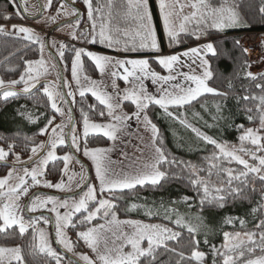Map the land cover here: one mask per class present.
Masks as SVG:
<instances>
[{"label": "snow or ice", "instance_id": "snow-or-ice-1", "mask_svg": "<svg viewBox=\"0 0 264 264\" xmlns=\"http://www.w3.org/2000/svg\"><path fill=\"white\" fill-rule=\"evenodd\" d=\"M52 2L53 0H47V4L41 5V8L45 10L50 8ZM176 2L178 3V0ZM10 3L17 16L21 19L28 18V8L24 6V3L18 4L17 0H10ZM58 3L56 16L48 19L50 23L55 24L60 16L65 18L75 16V20L65 25L74 29L70 33L72 40L85 39L90 44L104 45L113 51L136 52L148 50L155 53L160 52L149 0H121L123 11L117 13V15L125 22L130 21L135 26L131 30L113 26L114 0H107V3H104V0H96L95 7L93 0H83L87 7L88 20L91 23L90 29L80 33L79 36L77 31L80 28L81 14L75 7L77 0H72L71 4L68 3V0H58ZM185 7H190L193 11L183 15L182 22L177 27L173 23L175 5L170 3L169 0H159L162 27L169 39V46L181 42L179 39L181 33L187 32L186 26L193 21L196 25L203 26L192 33L197 40L201 39L202 36L209 35V29L223 32L229 28L248 26L247 22L242 19L235 7L229 4L228 0H223V3L219 5H213L210 0H189L187 4H179L181 13H183ZM259 11L264 13V7H261ZM12 18V14H0V19L11 20ZM0 34L19 35L25 41L39 45L41 53L39 60L25 61L26 68L18 80L13 79L6 82L0 78V99L7 102L10 98L18 99L22 95L32 97L35 95L34 89L37 92L42 89L50 102L53 113H58L62 118L68 116L67 123L62 121V123L55 124V126L53 124L56 116L52 115L48 118L39 131L40 135H48L47 144L44 142L35 143L34 138L30 136L22 137L23 149L31 152L28 161H22L21 156L15 151L17 147L15 142L8 143L7 150L0 147V162L7 161L10 155L14 157V163L10 165L11 170L7 172L5 177L0 178V234L12 235L9 230L17 229L21 237L26 234L30 236V242L23 247H0V264H42V258L44 257H50L55 260V264H61L64 257L52 247L49 233L40 228L39 223L43 222L45 225L54 223L55 242L62 245L67 252L74 253V245L65 230L76 227L74 217L77 214H83L82 219L79 221L81 224L84 222L91 224L93 220L97 219L104 221V223L89 227L86 231L78 232V237L96 254V260L81 255L79 259L85 261V264H164L160 260V256L165 253L176 256L177 264H184L185 261L187 264H193V262L195 264H206L207 254L199 250L201 242L209 247L212 256L211 264H264V155H257V151L264 152V136L260 135V131L264 129V82L255 84V87L261 92L260 95L250 94L249 90L245 89L243 94L236 97L238 104L241 100L258 102L256 111L259 113L260 129L244 128V125H239L238 127L243 130L239 136L240 147L229 148L226 142H218L188 123L186 118H182L183 114L177 115L169 110L170 108L183 109L186 105H191L193 101L198 100L205 94L227 100L228 91H222L209 85L214 73L207 57L209 55L217 58L222 55L226 59L231 57L226 52L218 53L216 44L211 40L179 54L156 56L155 61L167 69L168 75H160L152 70L149 60L146 58L120 59L73 46L74 56L71 61V75L77 85L79 96L83 99L86 94L90 93L99 102V105H103V109L99 110L97 114L100 117L107 114L108 117L112 118V122L108 124L91 122L88 114L81 108L83 116L81 137L77 134L75 124L72 121L71 108L69 107L66 113L61 106L62 104L75 103V93L71 90V85L66 80L63 81V86L69 89L66 94H61L51 83H45L39 88L37 87L40 79L47 75L49 71L42 55L46 47L45 40L31 28L20 25H12L11 30L0 27ZM121 35L128 37V39L122 40ZM235 43L238 45L239 41L237 40ZM50 44L51 47H56L57 41L52 39ZM66 48H68V45L64 43H60L57 48L61 61H63ZM241 52L244 56L249 55L246 48H241ZM85 57L94 63L102 76L107 73L113 78L112 92L99 87L96 81H90L87 76H84L83 79L88 81V84H81V72L84 67L83 58ZM182 57L190 60L192 64L199 60L200 73L188 74L181 72L179 76L183 78L182 82L170 83L178 79L177 75H173L176 66L191 68V64H186ZM243 66L250 68L251 64L245 59ZM57 76L61 78L60 73H57ZM245 78L251 81H264V75L258 77L251 71L245 72ZM117 79H122L129 87L120 90L115 82ZM147 80L158 85V95L149 92L145 84ZM17 85H22L21 91L16 90ZM165 85H168V87H165ZM228 88H233L231 81H229ZM69 97H71V101L68 100ZM126 101L131 102L135 107L131 114L118 112L122 109L123 102ZM152 105L158 106L168 117L178 121L185 128L191 129L198 138L207 144L213 145L218 150L211 157L206 158L209 160L206 177L199 175V172L204 171V169L199 168L197 165L191 162L177 161L175 157L169 158L163 147L160 130L147 115L146 110ZM216 107L217 112L222 111L221 105L218 104ZM88 108L93 112L96 111L95 105L90 104ZM252 111V107L245 108L246 113H252ZM19 114L29 123H35L39 119V117L34 118L32 113L26 110L21 111ZM220 118L223 119L222 116ZM132 119L142 121L145 128L151 132L152 162L145 163L139 170L118 174L110 167L112 162L107 155L110 149L99 147L89 149L87 138L90 134H102L110 141L115 142L119 138L117 133L122 131L127 126V121ZM247 119L252 121L253 116L248 115ZM69 125H71V128L67 133L68 139L66 140L64 129ZM81 138L85 142L83 154L94 164L98 187L84 173L83 164H81L79 174L74 173L73 176L69 177L68 184L63 179L55 184L47 180L42 181L40 178L46 174L49 163L58 159L64 162V168L62 169L64 175L68 174V164L74 159V156L72 154L57 156L55 150L58 146H67L79 152L81 150ZM0 139L4 138L0 137ZM245 142L255 146L256 151L244 147ZM41 152L45 154L41 156ZM241 153L248 156L252 161H258V164L249 163V160L244 159ZM124 155L127 154L124 153ZM34 157L36 159H33ZM222 160H227L228 163L235 162L241 165L242 169L237 172L232 168H221L220 162ZM161 165L168 167L183 166L182 171L187 169L191 187L196 193V207L199 211L194 217L195 223L192 219H187L184 215L176 212L174 208H164V218L174 224L177 229H184L188 233V239L183 242L180 241L181 232L166 225L137 220L120 221L114 211L117 207L116 204L112 199L105 196L107 194V196L116 197L117 194H124L125 190L131 192L137 186L141 188L145 185L160 186L161 181L168 178L167 171L162 170ZM213 169H217L216 175L219 183H212ZM220 172H224L227 178L220 177ZM76 175L80 176L76 188L84 189L78 193V198L74 196L61 200L51 195L34 194L30 198L29 204L23 209L21 208V199L27 197L33 187L40 186L58 191H73L69 185ZM172 178H178V175L173 174ZM256 179L261 182L259 190L254 184ZM13 180L16 182L12 183ZM257 191H259V200L257 206L253 207L252 212L261 213V217L259 222L255 224L256 230L243 233L239 231L223 232L224 243L220 247L210 243L208 239L210 234L209 225L205 223L202 215L205 209H223L229 203L237 200L251 202L250 193H256ZM182 199L189 207L193 206L189 203L193 199L192 197L184 196ZM90 205H92L91 208ZM138 207L145 208V214L148 217L160 214L158 210L154 211L145 205L135 203L130 206V210H135ZM61 209L65 211L62 213ZM25 211L29 213H43L45 211L53 213L55 220L50 221L49 217L45 215L29 216L28 219H25ZM237 220L240 227L243 228L246 223L245 220L239 217H225V223L229 225L234 226V221ZM123 226H127L131 231L125 232ZM29 229L32 230L31 233ZM242 235L246 239H242ZM201 236L203 237L202 241L198 238ZM170 241L183 243L184 247L190 248V253L186 255L184 251H178L176 248L171 247L169 245ZM257 252H259V255H256ZM68 264H74V262L69 260Z\"/></svg>", "mask_w": 264, "mask_h": 264}, {"label": "trees", "instance_id": "trees-1", "mask_svg": "<svg viewBox=\"0 0 264 264\" xmlns=\"http://www.w3.org/2000/svg\"><path fill=\"white\" fill-rule=\"evenodd\" d=\"M211 2L223 3V0H210ZM153 9L154 2L150 0ZM229 4L235 7V10L239 12L240 16L244 21L247 22L248 26L237 27L228 29L223 32H214L210 35V40L217 46L218 53H227L231 58L226 59L222 55L212 57L209 55V59L212 70L214 73L213 79L209 81V85L218 88L222 91H228L229 96L225 101L221 97L213 95L201 96L198 100L194 101L191 105H186L183 109L170 108V111L175 112L177 115L183 114L182 118H186L188 123L199 129L205 135L216 139L218 142H226L227 145L238 148L240 147L239 136L242 134V129L239 125H244V128H256L259 124V113L256 111L257 101L249 100L247 102L241 100L237 103L236 97L243 94L244 90H249L250 94L260 95L261 92L255 87L257 82L264 81H251L245 78V72L247 68L243 66V61L247 59L246 56L241 52L240 40L241 35L248 32H259L264 31V13H261L259 9L264 7V0H228ZM0 14H12L11 20L0 19V27L9 23H22L24 21L15 14V11L10 3V0H0ZM158 24V23H157ZM159 28V25H157ZM160 32V29H159ZM181 37V36H180ZM185 37V36H184ZM239 41L237 45L235 41ZM197 44L195 38H191V42L184 46H179L174 51L186 49L190 46ZM74 45L68 44V49L64 51L65 55L62 66H67V72L71 69V61L74 53L72 51ZM100 50V49H98ZM40 56L39 45L32 44L29 41H25L22 37L15 35H2L0 34V78L6 82L19 79L23 70L26 68L25 61H35ZM153 56V55H152ZM84 60V70L86 74L91 77H98L99 72L95 67L94 63L87 59ZM151 66L162 69L153 57L149 59ZM256 75V74H255ZM264 75V72L257 74L256 76ZM231 81L233 88L229 89L228 84ZM49 83V82H45ZM44 85V84H43ZM22 85H17L16 89L21 91ZM35 95L32 97L22 95L18 99L10 98L9 101L5 102L0 99V147L7 150L8 143L15 142L17 147L15 151L22 157H27L30 151L23 149V136H30L34 138L35 143H40L48 140L44 135H40L39 131L44 126L49 117L53 115V111L50 107V102L44 95L42 89L37 92L34 91ZM95 105L96 111L93 112L88 108V105ZM222 106V111L217 112V105ZM127 105V106H126ZM23 106V107H22ZM73 111L75 114V127L78 130L82 129L83 116L81 114V108L88 114L89 120L92 122H109L110 117L105 114L104 117H100L97 112L103 109V105H99V102L95 100L91 95H86L83 99L79 96L75 98V103L72 104ZM126 110L131 112L134 107L126 102ZM252 107V113H246L245 108ZM28 111L32 113L33 117H39L35 123H29L19 113L21 111ZM106 112V110H105ZM198 114V115H196ZM147 115L151 119L158 129L160 130V137L163 140V147L169 158L175 157L177 161L191 162L197 165L199 168L204 169L200 171L201 177L207 176V170L209 168V160L206 159L211 157L214 152H218L213 145L207 144L198 138L195 133L189 128H185L178 121L168 117L162 109L157 106H150L147 109ZM253 116V120L249 121L247 116ZM223 117L221 119L220 117ZM216 117V119H214ZM19 134V135H18ZM111 141L100 135H89L87 138L88 148H106L110 146ZM82 144L85 146L84 140ZM245 145L251 147L248 142ZM70 152L69 147L62 146L58 148L60 155ZM259 155H264V152H260ZM11 155L5 162L11 163ZM248 158V156H247ZM252 161V160H250ZM253 162V161H252ZM64 162L62 160H56L48 165L45 179L53 183L60 180L63 175ZM10 166H2V170ZM183 166H171L161 165V169L167 171L168 178L165 181H161L160 186L145 185L143 188L137 186L136 189L129 192L125 190L124 194H117L116 197H110L105 194L109 199H112L116 204V215L118 219H131L143 222H157L168 227L173 228L176 231L181 232L180 241H186L188 239V233L184 229H177L176 226L170 223L169 220L164 218V208H174L176 212L184 215L187 219H192L193 223L196 221L194 217L198 214V208L196 207V193L191 187L189 172L187 169L181 170ZM221 168H232L235 171L242 169L241 165L235 162L228 163L227 160L220 162ZM213 176L211 177L212 183H219V179L216 175L217 169H213ZM173 174H177L178 178H172ZM220 177L226 179V174L220 172ZM236 182L234 181V184ZM257 190L261 188V182L256 179L254 181ZM34 193V192H33ZM189 196L193 199L189 201L192 207H189L187 203L183 202V197ZM252 197L251 202L248 200H237L233 203H229L223 209H205L203 217L205 223L209 225V236L210 243L220 247L224 243L223 232H246L253 231L255 224L259 222L261 213H253V207L257 206L259 200V191L256 193H250ZM135 204L145 205L147 208H151L154 211H159L158 216L148 217L145 214V208L138 207L135 210H130V206ZM163 206V207H162ZM92 206H90L91 208ZM83 214H78L74 217V223H77L82 219ZM239 217L246 221L243 228L240 227L239 221H234V226L225 223V217ZM102 220H93L91 224L87 222L83 225L76 224L75 228L69 229V237L77 247H85L87 244L82 239H78V232L89 228L92 225L101 223ZM12 235L0 234V246L15 247L25 246L30 242V236L25 235L21 237L18 234L17 229L9 230ZM31 233V231H29ZM203 240V237H198ZM171 247L176 248L178 251L182 250L185 254L190 253V248L184 247L183 243L169 242ZM200 251L207 254L206 264H211L212 256L208 245L203 244L199 247ZM259 255V252L256 253ZM29 259L30 258H27ZM160 260L164 264H177V257L171 253H165L160 256ZM42 264H55V260L50 257L42 258ZM184 264H187L185 261ZM195 264V262H193Z\"/></svg>", "mask_w": 264, "mask_h": 264}, {"label": "rangeland", "instance_id": "rangeland-1", "mask_svg": "<svg viewBox=\"0 0 264 264\" xmlns=\"http://www.w3.org/2000/svg\"><path fill=\"white\" fill-rule=\"evenodd\" d=\"M19 1H20V3H24V6L28 8V15H34L35 16V15L42 13L43 14L42 17L39 20H36L33 22L22 21L23 25L17 24V23H12V24H9L7 26L2 25L1 27H6L9 30H11L12 25H20V26L29 27L36 34L40 35L42 39H44L45 33L47 31H49L50 27L56 25L57 23L61 22L64 19H68V18H65L63 16H60L57 18V22L55 24L50 23L48 18L52 17V16H56V12L55 13L51 12L50 8H48L46 10L41 8V5L47 4V0H39L40 4H39L38 0H19ZM68 2L71 3L72 0H68ZM153 2H154L155 11L152 10L151 6H150V8H151L152 15H153V22H154L155 29H156L158 43L160 45V52L159 53L151 52L148 50H140V51H136V52L113 51L112 49H109L104 45L95 44V46H97V48L100 49V51H102V52L97 53V54H107V55H110V56H113L116 58H120V59H144V57H139L138 55L149 56V57L155 58L156 56H167V55H172V54H179V53L186 51L189 48L198 47V46L208 42L210 40V35L213 34L214 32H218L215 29H209L208 30L209 35L202 36L201 39L197 40L192 33H193V31L198 30L199 27H197L198 25H196L195 21H193L186 26L188 31L185 33H181V35H180L181 37H179L181 42L179 44H172L171 46H169V39L166 36V34L164 33L163 27H162V18H161L160 13H159V0H153ZM169 2L173 3L175 5V15L173 16V23H174V25H176L178 27L179 24L182 22V16L189 14L193 10L190 7H185L183 13L180 12L179 4H187V3H189V0H178V3L176 2V0H169ZM104 3H107V0H104ZM114 3H115V7L113 8L114 19L112 21L113 26L114 27L119 26L121 29H125V28H127L129 30L133 29L135 26L130 21L125 22L123 19L120 18L119 15H117V13H122V11H123L121 8V0H114ZM93 4L95 7L96 2ZM149 4H150V0H149ZM219 4H220L219 1H217V3H215V5H219ZM90 23L91 22L88 20L87 7H86V19L84 21L83 27L86 26L87 28L82 27V29H81V26H80L79 30L77 31V35L79 36L80 33L89 30L90 29ZM156 24L159 25V28ZM159 29H160V32H159ZM73 30H74L73 28L66 27L65 25L60 27L56 31L55 35L51 38V40L55 39L57 41V46L51 47V44L49 43V46H48L49 49L47 47H45L43 54H42L43 59L45 60L49 71H48L47 75L43 76L40 79L39 84L43 83V82H49V83L53 84L54 87H56V89L61 94H63L61 91V87H60L61 78H58V76H57V73H60V70H59V67H58L55 59L50 55V52H53L56 55V57L58 58L59 62L61 63V60H60L58 52H57V48L59 47V44L64 43V44L68 45V43H71V42L76 43V41H78L79 42L78 44H80L81 43L80 41H83V39H81V40H72L71 39L70 33L73 32ZM15 36H19V35H15ZM19 37H21V36H19ZM120 38L122 40L128 39V37H123L122 35ZM191 38H195L197 40V44L190 46L189 48H186V49L174 51L179 46H184V45L189 44L191 42ZM137 43H138V38H137ZM81 44H83V43H81ZM72 45H74V44H72ZM84 46L88 47V44H84ZM66 50H69V49L66 48L64 51H66ZM149 57L148 58L146 57V59L149 60ZM40 58H41V53H40V56L37 60H39ZM37 60H35V61H37ZM182 60H185L186 64H191V68H189L187 66H176V68L174 69L173 75H177L178 79H177V81H172L170 83L182 82L183 78L179 76V73H181V72L182 73H188V74H193V72H195V74L200 73V68L198 67L199 60H197V62L195 64H192L190 60H186V58H183V57H182ZM53 65H55V67H53ZM159 67L162 69V71L160 69L158 70L157 68L151 66L152 70H154L155 72H157L160 75H168L169 74L167 69L163 68L161 65H159ZM62 68H63V73H64V80H66L68 82V84L71 85V90L75 93V98L79 97V91L77 89V85H76L75 81L72 78L71 69L69 72H67V70L64 66H62ZM122 71L123 70L121 69V72ZM247 71H248V68H247L246 72ZM98 72H99V70H98ZM84 76H87L90 81H96L97 85L99 87L106 89L108 92L113 91V89L111 87L113 78L110 75H108L107 73H105L103 76L99 73L98 77H91L88 74H86L84 67H83V70L81 72V84L87 85L88 81H85L83 79ZM115 82L119 86L120 90H124V89L129 87V85L125 84V82L122 79H117ZM145 84L148 87V90L150 93L157 94V95L159 94L157 84H153L150 80L145 81ZM165 87H168V85H165ZM68 90L69 89L65 87L66 93ZM86 95H91V94L88 93ZM205 95H207V94H205ZM209 95H211V94H209ZM68 99H69V101H71V97H69ZM126 102H128V101H126ZM126 102H123L122 109L118 110V112L122 111L124 113L131 114L135 110V107H134V105L131 104V102H128L134 107L133 111L128 112L126 110L127 105L125 106ZM61 106L65 109V112L67 113L68 109H69L68 104H62ZM53 115L56 116V119H55L53 126H55V124L62 123V121L64 123L68 122V116L67 115L63 118L60 117V115L58 113H53ZM110 122H112V118L109 122H95V123L108 124ZM69 126L64 129L66 136H67V131H68ZM128 129L131 130L130 133H129ZM254 129H260V125H258ZM76 130H77V134L82 137L83 126H82L81 130H78L77 128H76ZM90 135L103 136L102 134H90ZM117 135L119 138L115 142L111 141L110 147L105 148V149H110V151L108 152L107 155H108L109 160L112 162L110 164V167L116 173L120 174V173L133 172L135 170H139L145 163H151L152 162L153 150L151 147V132L149 129L145 128L144 123L142 121H137L135 119L127 121V126L125 128H123L122 131L118 132ZM260 135L264 136V129H262L260 131ZM44 136H45V138H47L48 135H44ZM66 140H67V138H66ZM45 141H43V142L45 143ZM82 141H83V138L80 139L81 150L79 152H77L75 149H73V150L77 154V156L83 161V163H85V165H83L84 166L83 171L86 174V176L91 180V182L93 184H95L98 187V181L95 178L94 164L88 157L84 156V154H83L84 145L82 144ZM247 145L244 144V147L248 148L249 146H247ZM59 147H62V146H58L55 150L57 156H63L65 154H72L71 152H66L65 154L60 155L58 153ZM229 148H233V147L229 146ZM89 149H92V148H89ZM248 149L256 151V148L253 145H251V147ZM124 153H126L127 155L125 156ZM259 154H260V151H257V155H259ZM30 155H31V152L27 157L21 156L22 161H28ZM241 155H243V154L241 153ZM243 158L248 159L249 163L258 164V161L252 162V161H250L251 159L249 157L247 158L246 155H243ZM33 159H35V157ZM77 161L78 160L74 157V159L68 164V174L64 175V173H63L60 180L63 179L65 181V183L68 184L70 176H73L74 173L79 174L81 172V164H83V163H80ZM12 163H14V158L11 161V164ZM29 166L31 167L32 165L30 164ZM17 167H19V165H17ZM63 168H64V166H63ZM9 170H11L10 167H7L6 169L2 170V166H0V178L5 177ZM88 172L90 175H88ZM20 174L22 175V172ZM40 179L42 181L46 180L45 175L43 177H41ZM47 181H49V180H47ZM79 181H80V176L79 175L74 176L71 184L69 185L73 189V191H58L56 189H49V188L40 187V186L33 187L30 189L28 196L23 197L21 199V201H20L21 208L23 209L25 207L28 199L33 195V192H36V191L42 192L40 194H43L45 196L51 195L54 197H58L61 200L68 199V198H71L74 196H76L78 198V192L82 190V188H76V184ZM15 182H16L15 180L12 181V183H15ZM29 182L31 183V181H29ZM58 182H56V183H58ZM99 198L100 197L98 196V199ZM90 206H92V205H90ZM49 207H51V205H49ZM60 211L63 213L65 210L61 209ZM40 215H45V216L50 215L53 218V221L55 220L54 214L46 212V211L43 213H41V212H35V213H29L28 212V213H26V212H24L25 219H28L29 216L36 217V216H40ZM119 220L124 221V220H131V219H119ZM79 221L76 224L81 225V223ZM85 223L86 222H84L83 225ZM101 223H104V221L102 220ZM145 223L160 224L157 222H145ZM96 225H98V224H96ZM96 225H92L90 227H94ZM39 227L46 230L49 233V239L52 242V247L64 257V259L61 261V264H68V261L71 260L70 257H72L74 260H76L77 262H79L81 264H85V261L79 259V257L81 255H86L90 259L96 260V254L88 246L85 245V247L80 248V247H77V245L73 242L72 243L74 245V253L73 252H67V250L64 249L62 245L58 244V246L63 250V252L66 253V255L63 254L55 246V244L53 242V235L51 232V223L45 225V224H43V222H40ZM70 228H67L65 230L68 237L70 236L69 235V229ZM86 230H87V228H85L84 230L82 229L80 231H86ZM123 230L125 232L131 231V229L128 228L127 226H123ZM29 231H32V230L29 229ZM54 237H55V230H54ZM241 238L246 239V237H244L243 235ZM78 239H79V237H78ZM0 247H6V246H0ZM68 256H70V257H68ZM72 262H74V261H72ZM74 264H77V263L74 262Z\"/></svg>", "mask_w": 264, "mask_h": 264}, {"label": "built area", "instance_id": "built-area-1", "mask_svg": "<svg viewBox=\"0 0 264 264\" xmlns=\"http://www.w3.org/2000/svg\"><path fill=\"white\" fill-rule=\"evenodd\" d=\"M241 48L248 49L247 55L251 71L254 75L264 72V31L248 32L241 35Z\"/></svg>", "mask_w": 264, "mask_h": 264}, {"label": "flooded vegetation", "instance_id": "flooded-vegetation-1", "mask_svg": "<svg viewBox=\"0 0 264 264\" xmlns=\"http://www.w3.org/2000/svg\"><path fill=\"white\" fill-rule=\"evenodd\" d=\"M95 2H96V0H93V3H95ZM17 3L20 4V1L17 0ZM68 3H69V2H68ZM69 4H71V3H69ZM58 7H59L58 0H53V2H52V6L50 7V11L55 13V12H57V8H58ZM75 7L79 10V12H80V14H81L80 26H81V29H82V27H83V25H84V21H85V19H86V5L83 3V0H77V3L75 4ZM42 15H43V14L40 13V14L35 15V16H34V15H28V16H29V17H36V18H37L36 20H39V19L42 17ZM75 19H76V17L73 16V17H71V18L64 19V20H62L61 22L57 23L56 25L50 27L49 31H47V32L45 33V38H44L45 42H46L47 35H48L51 31H53V32L51 33V36H50V38H49L48 45H49V43H50L51 38L55 35L56 31H57L60 27H62V26H64V25H67L70 21L75 20ZM23 20H24V21H28V22L36 21V20H29V19H23ZM9 24H12V23H9ZM9 24H6V26L9 25ZM17 24H22V25H23V23H17ZM83 28H87V27L85 26V27H83ZM80 42L83 43V44H81V43L78 44L79 42L76 41V43H75V47H76V48H80V47H81V48H85V49H87V50H91V51H94V52L98 53V48H97V46L88 43L85 39H83V41H80ZM68 44H70V43H68ZM84 44H88V47H85Z\"/></svg>", "mask_w": 264, "mask_h": 264}, {"label": "water", "instance_id": "water-1", "mask_svg": "<svg viewBox=\"0 0 264 264\" xmlns=\"http://www.w3.org/2000/svg\"><path fill=\"white\" fill-rule=\"evenodd\" d=\"M38 2H39V4H40V1L38 0ZM27 19H29V20H36L37 18L36 17H29L28 16V18ZM53 31H51L48 35H47V38H46V47L49 49V45H48V42H49V38H50V36H51V33H52ZM50 51V50H49ZM50 55L55 59V61H56V63H57V65H58V67H59V70H60V75H61V81H60V87H61V91H62V93L63 94H66V92H65V87L63 86V81H64V73H63V68H62V65H61V63L59 62V60H58V58L56 57V55L53 53V52H50ZM43 84H45V82H43V83H40L39 85H37V87L39 88L41 85H43ZM17 91H19L18 89H16ZM33 91H35V89L33 90ZM69 100V99H68ZM68 106L71 108V117H72V121L74 122V124H75V114H74V111H73V106H72V104H68ZM71 128V125L69 126V128H68V131H67V133H69V129ZM66 138L68 139V136H66ZM47 142H48V140H47ZM47 142H46V144H47ZM69 150H70V152L72 153V155L80 162V163H83V161L77 156V154L74 152V150H73V148H69ZM45 153L44 152H42L40 155L41 156H43ZM36 159V158H35ZM11 165V163H8V162H0V166H10ZM83 165H85V163H83ZM88 175H90L89 174V172H88ZM84 189H82L81 191H79L78 193H80V192H82ZM40 193H42V192H34L33 193V195L34 194H40ZM32 195V196H33ZM31 196V197H32ZM30 197V198H31ZM30 198L28 199V201H27V203H26V205L25 206H27L28 204H29V202H30ZM26 212V211H25ZM26 213H28V212H26ZM47 217H49V219H50V221H53V218L50 216V215H46ZM51 232H52V235H53V242H54V244H55V246L63 253V254H65L66 255V253L65 252H63V250L58 246V244H56V242H55V237H54V223H51ZM68 257H70V256H68ZM70 259L72 260V261H74V262H76L77 264H81V263H79V262H77L76 260H74L72 257H70Z\"/></svg>", "mask_w": 264, "mask_h": 264}, {"label": "crops", "instance_id": "crops-1", "mask_svg": "<svg viewBox=\"0 0 264 264\" xmlns=\"http://www.w3.org/2000/svg\"><path fill=\"white\" fill-rule=\"evenodd\" d=\"M211 2V1H210ZM213 5H214V2H211ZM150 6H151V8H152V10L153 11H155V8L153 9V6H152V4H151V2H150ZM157 25V24H156ZM197 27H199V28H201V27H203V26H201V25H198ZM230 29H233V28H230ZM228 30V29H227ZM189 48V47H188ZM100 52H102V51H100V50H98V53H100ZM139 57H144V58H148L149 56H143V55H138ZM151 57H149V59H150ZM154 58V57H153ZM207 95H209V94H207ZM129 130V129H128ZM131 132V130H129V133ZM110 147V146H109Z\"/></svg>", "mask_w": 264, "mask_h": 264}]
</instances>
